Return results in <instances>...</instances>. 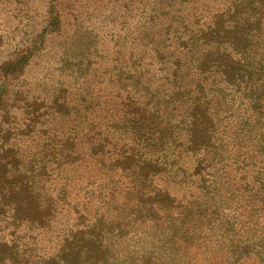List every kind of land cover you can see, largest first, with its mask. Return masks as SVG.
Here are the masks:
<instances>
[{"label": "trees", "instance_id": "obj_1", "mask_svg": "<svg viewBox=\"0 0 264 264\" xmlns=\"http://www.w3.org/2000/svg\"><path fill=\"white\" fill-rule=\"evenodd\" d=\"M198 1L174 0L172 7L177 15L173 18L182 26H177L176 31L172 32L174 36L169 35L162 46L153 45V41L149 42L148 37L142 35L144 49L150 48L148 50L153 52L150 65L171 64L170 68H173L170 78L169 75L165 76L168 84L158 93L157 100V92L150 90L153 78L148 75L151 69H146L148 66L145 62H139L135 68H132L133 63H128L125 68L116 66L111 75L121 82L126 80L130 87L126 98L112 106L110 116L103 122L97 121L94 115L97 106L84 107L80 116L71 119L70 134L55 130V135L39 141L37 152L33 154L41 156L43 160L39 171L24 161L27 157L25 152L30 149L25 142L28 140V136L24 137L26 133L19 132L16 143L10 144L11 130L3 129V123H0V264H27V249L33 246H29L28 237L32 233L39 235L43 230L52 229L54 216L60 208L53 193L55 178L75 188L74 181L79 176L80 167L90 170V166L97 165L101 169L132 171L136 166L140 174L137 176L145 181L149 173L142 176L140 170L146 164L161 166L160 162L165 157L161 149L165 144L181 149L178 156L192 157L193 167L186 178L191 179L192 186L198 187L199 196L185 202L166 189L157 190L139 184L136 176L123 200H119L121 191L117 186L109 189L110 198L103 203L112 205L116 211L112 217L108 212L90 216L92 195L88 196L86 203L81 204L77 200L79 202H75L73 207L75 211L77 209L79 218L88 213L89 219L82 227L71 228L63 237L59 254L46 259V262L101 264L104 255L110 253V247L114 245L116 250L122 243V236L140 239L143 236L138 234L139 230L143 233L157 232L158 229L160 232L168 231L172 243L166 254L149 246L150 252L145 256H157V264H161L158 259L167 264H204V259L200 261V258H205L204 247H212L214 242L217 248L225 245L224 232L227 227L224 223L218 227L214 218L207 215L208 210L221 211L216 201L222 196L221 186L229 190V184H238L251 198L262 195L261 201L264 203V122L259 121L260 118L264 119V112L257 116L261 126L248 130L246 135L240 137V126L228 129L229 124L224 125L214 118V112L210 109L212 99L206 91L209 79L215 82L219 76L228 86L235 87L248 75L240 72L238 66H242L240 62L246 60L249 52L246 40L261 36V32H254L251 26L253 20L256 23L260 21L263 2L258 1L255 5L253 0H229L231 3L226 7L216 9L214 4L218 0H203L201 7L197 5ZM144 3L149 5V0ZM62 8V0L52 1L45 30L36 36L31 45L19 49L14 58L1 64V79H17L30 58L45 47L46 35L61 33L65 23ZM164 11L167 12L166 9ZM146 19L145 29H150V32L153 27L159 28L161 25L159 21L154 23L155 15L153 17L151 12ZM173 21L170 20V24ZM228 22L230 26L226 28ZM171 51L174 56L169 62ZM198 54L197 71L188 78L192 84L183 86L182 81L188 74H184L182 62L186 59L193 61ZM144 55L141 54L143 59ZM235 56H241L242 61H236ZM203 65L205 67L202 68ZM204 74L207 76L203 79ZM170 83L179 85L171 93ZM140 89L150 90L147 93L150 95H140ZM26 95L24 91L12 94L2 83L0 117L7 116L13 106L20 109L15 104L26 102L21 98ZM88 96L91 102H95L93 93H88ZM10 100L14 101L11 105L8 104ZM57 100L66 103L65 97ZM33 110V113H37V110ZM3 121L9 123L5 119ZM3 121L1 119L0 122ZM57 135L62 137L56 140ZM220 151H225L226 155L219 154ZM102 165L107 166L102 168ZM213 167L216 170H210ZM179 168H184L186 173L187 167ZM154 171L156 173L158 168ZM84 180L87 187L93 185L91 177ZM242 207L243 211L236 216L241 218L240 224L252 216L250 204ZM116 228L119 240L114 244L110 234ZM214 229L222 231L221 238H212ZM237 262L235 258H226L224 264ZM218 264L222 263L218 261Z\"/></svg>", "mask_w": 264, "mask_h": 264}, {"label": "rangeland", "instance_id": "obj_2", "mask_svg": "<svg viewBox=\"0 0 264 264\" xmlns=\"http://www.w3.org/2000/svg\"><path fill=\"white\" fill-rule=\"evenodd\" d=\"M52 1L54 0H0V66L3 62L14 58L19 49L31 45L36 36L43 32V29L45 30L49 5ZM145 1L62 0L65 23L61 33L46 35L45 47L30 58L24 72L17 79L4 80L1 79L3 77L0 74V85L5 83L12 94L17 91H24L27 94L21 97L26 99V102L19 101L15 104L20 109L13 106L7 116L0 117V121L1 119L9 121V123L5 121L0 123H3L1 125L3 129L11 130L12 135L8 139L10 144L16 143L15 139L21 131L26 133L24 137L28 136L25 142L30 145V149L25 152L27 157L24 159L27 165L39 171L43 160L41 156L33 155L37 152L39 141L55 135V130L58 133L62 131L66 135L70 134L71 119L80 116L84 107L97 106L94 112L97 121L103 122L110 116L112 106L125 99L130 88L126 80L121 82L120 79L111 75L116 66L121 65L125 68L128 63L130 65L133 63L132 68H135L139 62L143 61L148 66L146 69H151L148 75L153 78V83L150 82V90L157 92L155 100L159 97L158 93L161 89L166 88L168 83L165 76L169 75L170 78L173 68H170L171 64L150 65L153 52L148 50L150 48L144 49L142 35L148 37L149 42L153 41V45L162 46L169 35L174 36L172 32L176 31L175 28L182 25L173 18L177 15L175 8L172 7V4H175L174 0H149V5H145ZM258 1H262L264 6V0H253L255 5ZM201 2L203 0L197 2L200 7ZM229 3H231L229 0H218L214 7L222 9ZM150 12L153 13V17L155 15L154 23L156 24L157 21L161 23L159 28L153 27L151 32L150 29L146 30L144 25ZM261 12L260 21L256 23V20H253L251 26L255 29L254 32H261V36L253 37L254 40H246L249 52L246 54V60L240 62L242 66H238L240 72L248 75H245L235 87L228 86L219 76L215 82L209 79L206 87L212 99L210 109L214 112V118L216 117L224 125L229 124L228 129L236 125L240 126V137L246 135L248 130L261 126L259 121H262V124L264 122L261 118L258 121L257 117L264 112V10L262 9ZM170 20L175 21L170 24ZM152 24L151 21L150 25ZM229 26L228 22L225 27ZM141 54H145V59L141 57ZM172 56H174L173 51L169 53V62L172 61ZM199 57L200 54L193 61L186 59L182 62L183 72L188 74L182 81L183 86L192 84L188 78L197 71ZM235 57L236 61H242L241 56ZM204 65L202 68L205 67ZM141 68L142 66L138 67V71ZM206 76L204 74L203 79ZM170 85V93L179 86L171 83ZM150 90L140 89L139 93L142 96H149L150 94L147 93ZM88 93H93L94 99H92L95 102H91ZM64 97L66 98L64 104L57 100ZM13 102L10 100L8 104L11 105ZM33 109L37 110V113H33ZM60 137L62 136L57 135L55 139L58 140ZM182 139L185 140V137ZM176 152H178L177 157H175ZM181 152V149L165 144L161 149V154L165 155L160 162L161 166L146 164L140 170L141 175L149 173L145 181L137 176L140 174L136 166L132 168V171L101 169L97 165L90 166V170H83L84 167H80L79 176L74 181L75 188L64 182L60 181V183L55 178L52 184L53 193L60 208L54 216L51 230H43L39 235L32 233L28 237L29 246L35 247L27 249L26 255L29 257L27 264H49L46 259L59 254L63 237L69 230L86 224L89 219L88 213L79 218L77 209L75 211L73 207L75 202H79L77 200H80L81 204L86 203L89 201L88 196L92 195L90 216L108 212L109 217H112L116 211L112 209V205L106 206L103 203L110 198L109 189L117 186L121 191L119 200H123L127 196V188L132 187V180L136 176L139 184L149 185L157 190L166 189L185 202L199 196L198 187L192 186L191 179L186 178L193 167L192 157L178 156ZM219 154L226 155V152L220 151ZM175 160L178 161L172 167ZM183 166L187 167L186 173L184 168H179ZM222 166L223 164L220 167ZM156 168L158 171L155 173ZM210 170H216V167ZM88 174L93 185L87 187L84 179L90 178ZM220 192L222 196L216 200L221 208L220 213L208 210L207 215L214 218L218 227H222L221 223L227 227L224 232L225 245L217 248L214 242L212 247H204L205 258H200V261L204 259V264H218V261L224 264L226 258H235L238 261L237 264H264L262 195L251 198L250 194L244 192L235 183L229 184V190L226 186H221ZM249 204L252 206V216L247 217L240 224L241 218L236 216L243 211L242 206L246 207ZM233 228L235 230L231 231ZM141 232L142 230L138 231V234L143 236L140 239L122 236V243L116 247V250L114 245L110 247V253L104 255L101 264H157V256L149 258L144 254L150 252L149 246L166 254L172 238L168 231L160 232L158 229L157 232L155 230ZM213 233V239L221 238V230L214 229ZM110 238L115 242L114 244H117L119 240L117 228L112 231ZM158 261L161 264H167L166 261L161 262L159 259ZM73 263L78 264L77 262L71 264Z\"/></svg>", "mask_w": 264, "mask_h": 264}]
</instances>
